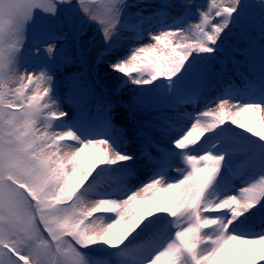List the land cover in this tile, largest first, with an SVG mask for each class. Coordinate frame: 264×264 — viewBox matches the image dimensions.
<instances>
[{
	"label": "snow or ice",
	"instance_id": "1",
	"mask_svg": "<svg viewBox=\"0 0 264 264\" xmlns=\"http://www.w3.org/2000/svg\"><path fill=\"white\" fill-rule=\"evenodd\" d=\"M99 13L0 0V264H264V0Z\"/></svg>",
	"mask_w": 264,
	"mask_h": 264
},
{
	"label": "rangeland",
	"instance_id": "2",
	"mask_svg": "<svg viewBox=\"0 0 264 264\" xmlns=\"http://www.w3.org/2000/svg\"><path fill=\"white\" fill-rule=\"evenodd\" d=\"M73 2H77V0H73ZM107 2H108V0H97V3H98L99 8H100V13L99 14H101V15L103 14L104 6L107 4ZM149 2H153V0H149ZM190 2L197 3V4H203V3H206L207 0H190ZM249 2H258V0H249ZM196 22H198V21H196L194 19L190 21V23H196ZM94 29H95V24L92 25L91 29L86 27L85 30H86V32L88 34H91V32ZM97 41H99V35H97ZM89 63H91V56H89ZM74 70L75 69L72 68V67H62L60 72L57 73V76H56L57 81H61V79H62L61 73L71 72V71H74ZM105 70H106V66L101 68L102 82L107 84L109 86V88H111L115 84V75H119V74H111V73H109L108 76H104ZM21 72H23V68L21 69ZM227 77H231L233 80H235V78H236V80H235L236 83L240 82L239 81V77H236V76L233 75V70H232L231 65H229V67H228L226 78ZM18 86H19L18 84H10L9 85V87H11V88H16ZM29 87L31 88L32 86L30 85ZM63 87H64L63 84H61V88L62 89H63ZM133 87H136V86L129 84L126 87H123L122 90H121L120 96L118 98L119 99H123V100H127L128 97L131 95L129 89L133 88ZM217 89H218V85H217ZM28 94H31V93L29 92ZM215 94L216 93L214 91L213 92H207V93H205V96L203 98H201V99H199L197 101L196 104L184 105V106H182V109L184 111H186V112H190V113L195 114V110L197 108H203L204 103L206 102V99L211 98ZM65 107H67V106L65 105ZM125 111L126 110L124 108H122V107L117 109V112L121 113V114L125 113ZM116 122L117 123L120 122V116L119 115L117 116ZM254 139H255V137H254ZM128 147H129V149H131L132 145H129ZM172 174L175 175V172H173ZM236 183L239 184L240 183L239 180H237ZM116 234H117V230L114 229L113 230V237H115Z\"/></svg>",
	"mask_w": 264,
	"mask_h": 264
}]
</instances>
